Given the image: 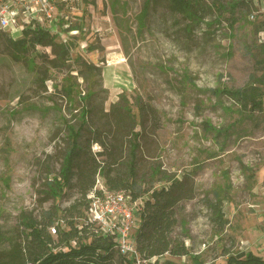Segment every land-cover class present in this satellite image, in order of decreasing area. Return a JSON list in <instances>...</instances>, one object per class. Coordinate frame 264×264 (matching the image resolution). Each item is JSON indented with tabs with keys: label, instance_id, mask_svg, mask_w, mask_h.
<instances>
[{
	"label": "rangeland",
	"instance_id": "rangeland-1",
	"mask_svg": "<svg viewBox=\"0 0 264 264\" xmlns=\"http://www.w3.org/2000/svg\"><path fill=\"white\" fill-rule=\"evenodd\" d=\"M146 1L53 0L61 22L51 34L73 47L71 60L50 68L44 82L49 47H30L16 58L0 46V261L12 244L27 242L25 222L45 224L53 206L65 217L79 198L75 178L58 198L48 185L69 147L68 126L80 125L78 94L63 93L68 83L81 95L87 90L72 63L76 55L102 69L87 126L111 145L122 144L115 170L125 176L130 159L131 137L115 122L118 107L127 106L140 134L136 189L162 185L160 172L194 182L195 195L182 202L175 228L191 256L165 254L147 264H192V257L225 264L229 255L247 251L264 257V110L241 112L210 92L264 76V0H198L193 18L175 11L172 0ZM81 133L84 146L89 130ZM91 151L101 148L93 143ZM103 181L96 176L98 187ZM215 194L226 219L222 229L210 209Z\"/></svg>",
	"mask_w": 264,
	"mask_h": 264
},
{
	"label": "trees",
	"instance_id": "trees-1",
	"mask_svg": "<svg viewBox=\"0 0 264 264\" xmlns=\"http://www.w3.org/2000/svg\"><path fill=\"white\" fill-rule=\"evenodd\" d=\"M172 7L175 11L193 18L198 12L199 3L198 0H172ZM146 10L145 6L143 12L145 13ZM79 29V27H71L70 30ZM259 30H264V27ZM70 38L75 37L71 35ZM39 45L49 47L52 53V58L43 55L45 58L42 62L43 68L47 67L45 68L46 75L42 78L44 82L50 79L48 75L50 68L64 67L71 60L70 51L73 47L71 41L58 42L54 34L41 28L27 29L23 37L19 39H14L8 32L0 30V46H3L6 53L12 57L17 58L19 54L27 52L28 48ZM257 62L261 64V61ZM72 63L76 65L78 75L86 82L87 90L81 95V92H76L75 86L71 83L63 85V93L69 99H72L74 93L78 94L79 102L82 104L79 117L80 125L77 129L68 126L69 147L63 156L58 177L52 178L48 185L53 197L58 198L63 194L65 187H70L71 180L75 178V182L71 186L76 188L79 198L64 209L68 213L65 217L60 215L58 207L53 206L47 213L45 224H40L32 219L25 222V226L29 230L27 242L24 246L12 244L0 264H114L115 256L118 264H134L133 258H127L119 252L113 238L99 234L93 225L85 222L89 202L88 195L96 186L97 175L104 180L103 184L107 190L126 191L132 199H143L141 221L133 234L135 248L142 260L150 261L165 254H169L171 257L191 256V251L185 245L184 240L175 234V228L182 202L192 199L195 195L193 180L189 176L179 179L160 172L161 177L158 182H162V185L152 186L144 191L136 189L135 161L138 148L137 139L140 134L134 131L136 118L127 106H116L120 112L117 114L115 122L116 126L127 131L125 137L128 135L131 137L129 139L130 159L125 176L116 171L115 166L122 164L120 162L122 144L111 145L97 135L96 129H88L87 126V117L92 110L89 107V102L96 94L93 82L101 80L102 69L100 66L85 61L80 55H76ZM210 92L214 95L228 97L239 107L241 112L264 110V76L257 78L251 75L243 87H223ZM120 104L118 102L116 105ZM112 109L106 113V116L110 115ZM207 126L212 128L211 125ZM84 129L89 130V136L84 140L85 145L81 146L79 139L82 137L81 132ZM93 143L98 144L101 151L92 153L91 145ZM97 156L102 159L98 160ZM74 168L75 172H73ZM221 205L222 200L218 194H215V200L210 205V209L217 227L222 229L226 219H224ZM51 228L55 229L54 234L57 236V242L50 232ZM192 260V264H205L197 261L195 257H192ZM162 264L178 263L166 259ZM225 264H264V257L247 251L242 255H229Z\"/></svg>",
	"mask_w": 264,
	"mask_h": 264
},
{
	"label": "built area",
	"instance_id": "built-area-1",
	"mask_svg": "<svg viewBox=\"0 0 264 264\" xmlns=\"http://www.w3.org/2000/svg\"><path fill=\"white\" fill-rule=\"evenodd\" d=\"M60 22L53 0H0V30L21 36L25 30L35 28L53 33ZM88 200L85 222L93 225L99 234L113 238L119 252L133 258L134 264H147L133 243V233L141 221L143 199H132L126 191H110L104 184L99 187L96 184ZM51 231L55 233L54 228Z\"/></svg>",
	"mask_w": 264,
	"mask_h": 264
},
{
	"label": "bare ground",
	"instance_id": "bare-ground-1",
	"mask_svg": "<svg viewBox=\"0 0 264 264\" xmlns=\"http://www.w3.org/2000/svg\"><path fill=\"white\" fill-rule=\"evenodd\" d=\"M110 64V63H109ZM111 64H113V63H111Z\"/></svg>",
	"mask_w": 264,
	"mask_h": 264
}]
</instances>
